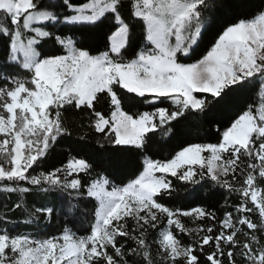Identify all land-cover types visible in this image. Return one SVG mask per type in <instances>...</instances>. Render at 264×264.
Wrapping results in <instances>:
<instances>
[{
    "label": "snow or ice",
    "instance_id": "obj_1",
    "mask_svg": "<svg viewBox=\"0 0 264 264\" xmlns=\"http://www.w3.org/2000/svg\"><path fill=\"white\" fill-rule=\"evenodd\" d=\"M212 7L209 15L208 0H0V193L17 196L0 213V264H264V11L242 0ZM141 104L150 110L131 111ZM214 109H232L218 142L181 143L163 160L145 155L126 184L93 176L83 145L71 142L100 134L115 148V170L136 169L150 133L170 137L171 122ZM62 140L75 154L37 172ZM175 182L239 202L226 198L222 218L158 202ZM49 193L56 209L27 202ZM92 201L83 235L9 230L10 213L50 224L54 211L75 217Z\"/></svg>",
    "mask_w": 264,
    "mask_h": 264
},
{
    "label": "trees",
    "instance_id": "obj_2",
    "mask_svg": "<svg viewBox=\"0 0 264 264\" xmlns=\"http://www.w3.org/2000/svg\"><path fill=\"white\" fill-rule=\"evenodd\" d=\"M82 0H74V3L79 4ZM221 0H208L210 8L208 14L211 15L215 12L213 5H217ZM232 2V0H228ZM246 5L252 6V11H264V0H242ZM71 36V33H67ZM205 38H207V33H205ZM51 47V45H48ZM203 47V45L201 46ZM201 49H197L200 52ZM4 53L3 49L0 48V62L3 61ZM12 71V69H9ZM198 97H204L207 94H195ZM211 107V106H209ZM125 108L128 105L125 104ZM137 109L150 110L147 105H137L131 109V111H136ZM232 109H229L227 113L221 112L214 109L207 115L192 113L187 115V117H181V123L177 124L175 121L171 122V125L165 126V128L171 126L172 134L169 136H162L160 131L152 134L153 143L149 146L148 151L144 152L142 155L136 156L135 160L137 162V168L132 167L123 168L120 170H115L111 161L115 158L116 152L115 148L100 137V134H91L87 141H78L77 137L74 135L71 138V142H78L83 145V150L78 153L79 156L86 157L88 161L92 164L93 176L95 173H100L102 176H107L110 185H121L126 184L129 179L135 178L133 173L138 174L139 170H142L143 166V156L147 155L153 159L163 160L170 158V153L174 154L173 149H177V145L186 142L202 143V142H218L219 134L228 124V121L232 118ZM198 116V118H197ZM79 131V128H77ZM70 141L62 140L60 145H58L48 159L37 168V172L42 169H50L53 165L59 166L61 162H66V158L70 154L68 144ZM103 145V146H101ZM35 174V173H33ZM174 179V178H172ZM177 190L174 191L170 196L157 197L158 202L165 204L168 207L180 208L183 210H188L191 207L203 206L209 211L216 212L218 217L222 218L223 212L225 210L224 205L225 199L228 200V205L231 206L239 202L238 194H228L221 189H214L210 186L201 187L199 185L195 187H190L181 184L180 182H175ZM264 187V185H261ZM65 199H68L67 194ZM17 199L16 194H11V199L5 197L0 193V213L5 211L4 205L7 204L11 207L13 201ZM27 202L30 206H40L42 204H47L48 206L56 209L58 207L57 193L40 194L37 198L32 194L27 195ZM95 201L90 204L81 203V207L77 209L75 217H66L64 215H58L56 211L53 212L51 223H46L43 219L36 220L30 224H25L26 219L19 211L10 213L9 219V230L15 233H24L35 236L36 238H44L48 234L57 233L58 235L67 227L72 232L78 235H83L85 229L89 226V221L93 218ZM226 206V207H227ZM186 227H195L189 218H182ZM4 225L0 224V231L3 230ZM156 233L153 232V236ZM177 238L180 239L185 245L192 243V238L186 234L176 233ZM207 249V246H205ZM152 253L155 257L156 245L152 246ZM200 255V253H197ZM203 260V257L201 258Z\"/></svg>",
    "mask_w": 264,
    "mask_h": 264
},
{
    "label": "rangeland",
    "instance_id": "obj_3",
    "mask_svg": "<svg viewBox=\"0 0 264 264\" xmlns=\"http://www.w3.org/2000/svg\"><path fill=\"white\" fill-rule=\"evenodd\" d=\"M50 235H58L57 233H51V234H48L47 236H50Z\"/></svg>",
    "mask_w": 264,
    "mask_h": 264
}]
</instances>
